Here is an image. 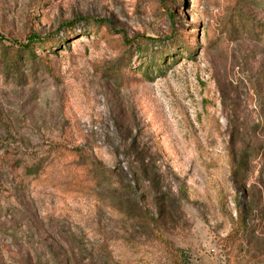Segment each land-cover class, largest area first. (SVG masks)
Instances as JSON below:
<instances>
[{"label": "rangeland", "instance_id": "1", "mask_svg": "<svg viewBox=\"0 0 264 264\" xmlns=\"http://www.w3.org/2000/svg\"><path fill=\"white\" fill-rule=\"evenodd\" d=\"M0 264H264V0H0Z\"/></svg>", "mask_w": 264, "mask_h": 264}, {"label": "trees", "instance_id": "2", "mask_svg": "<svg viewBox=\"0 0 264 264\" xmlns=\"http://www.w3.org/2000/svg\"><path fill=\"white\" fill-rule=\"evenodd\" d=\"M84 21L86 22V28L82 29L79 33L75 32L74 34H72V36H78L80 34L90 35L89 34L90 32H96L97 36H99L101 34L100 29H99L100 28L99 24L101 22L93 21L95 24V27L90 28L92 26V24H91L92 21L87 20V19ZM102 23L105 24L104 25L105 27H108V28L110 27L109 23H107V22H102ZM28 41L29 42L27 45L22 46L23 48L19 52V58H21L22 55L25 54L29 57V59L35 60L36 56H35L34 49H33L35 46L41 48L43 51H46L47 48H49V47H50V49L53 48L51 46V41H45V40L41 39L40 37H37L36 35L31 36L28 39ZM149 42H150L149 40H144L143 42H138L137 46L135 48V50H136L135 52H137L139 55H142V56L146 55L149 57V60H151V62H150V67H148V68L153 67L155 70H159L160 66L162 64H165L166 55L168 53L166 51H164V49L161 51L159 49H156L155 48L156 45H150ZM181 45H184V43H181ZM60 46L64 47L63 43ZM150 48H151V53H149ZM154 49H155V51H154ZM50 52H51V50H50ZM109 200L111 201V199H109ZM119 202H121V201H119ZM121 206L123 207L122 203H121ZM245 220L246 219L244 217V213L241 212L239 215V220H238L239 226L243 227Z\"/></svg>", "mask_w": 264, "mask_h": 264}]
</instances>
